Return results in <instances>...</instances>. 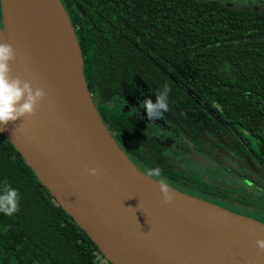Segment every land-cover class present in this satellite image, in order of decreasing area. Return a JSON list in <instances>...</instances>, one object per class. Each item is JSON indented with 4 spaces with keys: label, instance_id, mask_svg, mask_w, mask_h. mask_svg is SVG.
<instances>
[{
    "label": "trees",
    "instance_id": "16d2710c",
    "mask_svg": "<svg viewBox=\"0 0 264 264\" xmlns=\"http://www.w3.org/2000/svg\"><path fill=\"white\" fill-rule=\"evenodd\" d=\"M60 2L98 116L128 159L161 168L170 188L264 223V0ZM165 84L166 119L193 141L199 125L212 134L204 147L236 183L138 148L135 135H147L110 102L137 89L156 101ZM5 181L21 200L16 215L0 213V264H99L97 246L0 134V187Z\"/></svg>",
    "mask_w": 264,
    "mask_h": 264
},
{
    "label": "water",
    "instance_id": "95a60500",
    "mask_svg": "<svg viewBox=\"0 0 264 264\" xmlns=\"http://www.w3.org/2000/svg\"><path fill=\"white\" fill-rule=\"evenodd\" d=\"M27 1L33 0H0V43H11L17 50L12 76L43 87L47 96L34 116L0 125V134L105 260L110 264H264V254H257L256 235L246 240L196 212L234 220L263 234L264 223L172 188L175 199L164 203L159 183L142 173L118 147L95 109L72 25L56 0L76 49L73 82L69 78L64 82L77 86L81 101L88 103L109 143L108 149L125 165L100 145L93 131L71 116L44 76V65L53 75L55 64L44 52L40 54L32 26L23 23L27 11L23 10L21 18L17 14ZM30 47L45 64L31 55ZM56 78L61 84L59 73ZM93 166L99 169V176L86 173Z\"/></svg>",
    "mask_w": 264,
    "mask_h": 264
},
{
    "label": "bare ground",
    "instance_id": "6f19581e",
    "mask_svg": "<svg viewBox=\"0 0 264 264\" xmlns=\"http://www.w3.org/2000/svg\"><path fill=\"white\" fill-rule=\"evenodd\" d=\"M28 2H26L25 7L18 11L17 14L21 18L23 10L27 11L23 23L29 27L32 26L34 40L40 46V54L44 52L55 64L53 75H51V71L47 66L44 65V76L48 79L62 106L83 128L93 131L100 145L108 149L109 143L104 137L99 123L88 108V103L81 101L77 86L75 84L67 85L64 82L68 78L73 82V76L76 70V49L56 0H33L29 4ZM29 50L36 60L43 62L34 48L30 47ZM57 73H59L63 85L58 82L56 78ZM109 151L123 164L120 157L112 149ZM196 213L207 217L212 223L223 229L239 234L240 237L246 240L255 239L256 236L258 238H264L263 233L250 228V226L247 227V225L238 224L234 220L229 221L224 218H219V216H206L201 212ZM250 232H253V234L250 235Z\"/></svg>",
    "mask_w": 264,
    "mask_h": 264
},
{
    "label": "clouds",
    "instance_id": "9594fccd",
    "mask_svg": "<svg viewBox=\"0 0 264 264\" xmlns=\"http://www.w3.org/2000/svg\"><path fill=\"white\" fill-rule=\"evenodd\" d=\"M17 50L11 43H0V125H7L20 118L34 116L47 96L43 87L33 86L29 80L21 79L19 76H12V62L17 60ZM171 89L167 84L156 94V102L147 99L141 103L146 108L149 120H158L162 113L169 108L168 98ZM0 131H3L0 128ZM146 135V133H145ZM86 173L92 176H99L97 167L85 169ZM144 174L148 177L157 178L164 203H171L175 199V193L170 191L169 183L162 177V170L159 167L146 169ZM21 194L18 189L4 182L0 187V213L8 217L16 215L20 211ZM254 231V230H253ZM264 231V229H262ZM250 235L253 232L249 233ZM258 255L264 254V238L256 240Z\"/></svg>",
    "mask_w": 264,
    "mask_h": 264
},
{
    "label": "rangeland",
    "instance_id": "374dc122",
    "mask_svg": "<svg viewBox=\"0 0 264 264\" xmlns=\"http://www.w3.org/2000/svg\"><path fill=\"white\" fill-rule=\"evenodd\" d=\"M242 4L248 5L249 1H242ZM258 4H261L260 2ZM154 98L145 90L137 89L129 93L126 97L115 98L110 102L112 106H116L123 110H128L136 118V125L141 129L142 135H135L134 140L138 148L151 150L158 155L159 162H173L179 164L180 167H188L198 169L200 172L207 174L216 181L236 183L234 179L229 177L222 171L216 159L212 155L214 150L205 148V141L211 140L212 134L202 130V126L197 127L195 132V141L178 135L174 129V125L169 123L165 117V113L158 120H149L146 108L140 105L143 101ZM110 133V132H109ZM115 135V134H114ZM190 140V141H189ZM149 142L151 143L149 145ZM147 144V145H145ZM159 153L161 155H159ZM136 167L140 169H149L143 163ZM144 173V172H143ZM245 188L248 186L244 185ZM183 193L178 188H172Z\"/></svg>",
    "mask_w": 264,
    "mask_h": 264
},
{
    "label": "built area",
    "instance_id": "2783aa9c",
    "mask_svg": "<svg viewBox=\"0 0 264 264\" xmlns=\"http://www.w3.org/2000/svg\"><path fill=\"white\" fill-rule=\"evenodd\" d=\"M97 261L99 264H110L109 262L105 260L104 257L103 258L97 257Z\"/></svg>",
    "mask_w": 264,
    "mask_h": 264
},
{
    "label": "flooded vegetation",
    "instance_id": "af4514ba",
    "mask_svg": "<svg viewBox=\"0 0 264 264\" xmlns=\"http://www.w3.org/2000/svg\"><path fill=\"white\" fill-rule=\"evenodd\" d=\"M0 26H1V20H0ZM227 161H229V160L227 159Z\"/></svg>",
    "mask_w": 264,
    "mask_h": 264
}]
</instances>
